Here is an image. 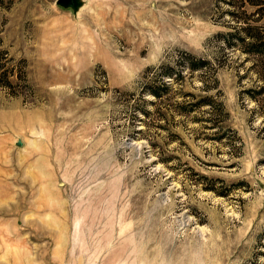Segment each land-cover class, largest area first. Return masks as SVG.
Instances as JSON below:
<instances>
[{"label": "rangeland", "instance_id": "1", "mask_svg": "<svg viewBox=\"0 0 264 264\" xmlns=\"http://www.w3.org/2000/svg\"><path fill=\"white\" fill-rule=\"evenodd\" d=\"M4 71L0 264H264V0H0Z\"/></svg>", "mask_w": 264, "mask_h": 264}, {"label": "water", "instance_id": "2", "mask_svg": "<svg viewBox=\"0 0 264 264\" xmlns=\"http://www.w3.org/2000/svg\"><path fill=\"white\" fill-rule=\"evenodd\" d=\"M56 3L61 7L69 8L74 12H78L84 5V0H56Z\"/></svg>", "mask_w": 264, "mask_h": 264}, {"label": "trees", "instance_id": "3", "mask_svg": "<svg viewBox=\"0 0 264 264\" xmlns=\"http://www.w3.org/2000/svg\"><path fill=\"white\" fill-rule=\"evenodd\" d=\"M258 42L257 41H253L252 42V44L254 45V46H256L257 48H259L260 46L259 45H256ZM203 61V60H202ZM203 63H204V61H203ZM6 76V78H8V80H9V74L6 72V71H4L2 74H0V76ZM7 82H9V81H7ZM262 89L264 90V85H263V87H262ZM154 92H155V90H154ZM262 94L264 95V91H262ZM263 108H264V105H263ZM264 112V111H263ZM261 114H264V113H262L261 112Z\"/></svg>", "mask_w": 264, "mask_h": 264}]
</instances>
